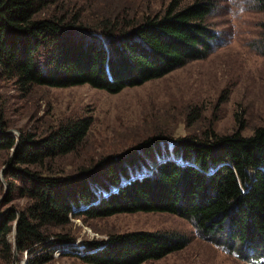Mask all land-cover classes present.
<instances>
[{
  "label": "trees",
  "instance_id": "1",
  "mask_svg": "<svg viewBox=\"0 0 264 264\" xmlns=\"http://www.w3.org/2000/svg\"><path fill=\"white\" fill-rule=\"evenodd\" d=\"M253 2L264 10V0ZM217 6L216 0H172L164 11L140 19L117 12L91 25L82 12L71 14L67 0H0V83L11 82L23 94L36 86L88 84L117 93L142 85L219 46L209 21ZM262 42L264 52V37ZM200 114L194 110L189 120ZM92 124L91 116H82L16 135L0 102V152H9L3 204L15 194L28 200L24 208L0 212V256L8 264L16 252H27L28 264L52 260L58 248L74 241L65 229L72 217L140 211L187 218L205 236L225 232L244 258L264 256V125L249 136L209 129L170 139L172 148L163 152L161 144L169 138L161 134L64 173L57 159L77 151ZM150 150L158 151L152 172L142 155ZM189 240L178 232L137 230L87 241L81 253L71 249L85 264H141L180 250Z\"/></svg>",
  "mask_w": 264,
  "mask_h": 264
},
{
  "label": "rangeland",
  "instance_id": "2",
  "mask_svg": "<svg viewBox=\"0 0 264 264\" xmlns=\"http://www.w3.org/2000/svg\"><path fill=\"white\" fill-rule=\"evenodd\" d=\"M171 1L67 0L72 15L80 11L84 22L94 25L104 15L117 12L140 19L146 13L164 11ZM192 1L182 0V3ZM216 1L218 6L209 21L218 33L219 46L206 58L190 61L142 85L117 93L88 84L36 86L23 94L13 83L1 82L0 102L10 130L16 135L20 129L47 131L61 121L91 116L93 124L83 145L57 159L64 173H74L103 156L124 152L161 134L169 138L161 144L162 152L172 148L170 139L201 135L209 129L220 135L253 134L264 125V52L261 50L264 10L257 9L253 0ZM194 110L201 114L197 120H189ZM239 119L243 120L242 127ZM142 155L149 159L151 166L147 168L153 171L151 167L158 159V151L150 150ZM8 157V151L0 152L1 213L8 207L24 208L28 202L15 194L12 202L3 204L8 192L3 175ZM65 229L74 237L72 244L80 242L74 246L79 253L84 251L87 241L100 242L113 233L170 231L189 237L184 248L141 264H264V256L240 255L238 247L229 245L225 232L205 236L193 221L169 212L140 211L94 219L72 217ZM53 231L64 233L57 228ZM10 241H16L14 231ZM66 247H60L52 260L43 264H85L73 255L74 249L65 252ZM28 259L27 252H16L13 264H28ZM0 264L8 262L0 256Z\"/></svg>",
  "mask_w": 264,
  "mask_h": 264
},
{
  "label": "water",
  "instance_id": "3",
  "mask_svg": "<svg viewBox=\"0 0 264 264\" xmlns=\"http://www.w3.org/2000/svg\"><path fill=\"white\" fill-rule=\"evenodd\" d=\"M151 172H152V171H151ZM141 176H143V175H141ZM132 179H134V177L131 178L130 180H132ZM130 180H128V181H130ZM17 227H18V221H16V223H15V227H14V238H15V239L17 238Z\"/></svg>",
  "mask_w": 264,
  "mask_h": 264
},
{
  "label": "built area",
  "instance_id": "4",
  "mask_svg": "<svg viewBox=\"0 0 264 264\" xmlns=\"http://www.w3.org/2000/svg\"><path fill=\"white\" fill-rule=\"evenodd\" d=\"M77 245H78V242H77V243H76V242H74L73 244H71V245H68V246L66 247V249H65V250H67V249H70V248H72V247H74V246H77ZM60 250H61V248H58L56 252H59Z\"/></svg>",
  "mask_w": 264,
  "mask_h": 264
},
{
  "label": "bare ground",
  "instance_id": "5",
  "mask_svg": "<svg viewBox=\"0 0 264 264\" xmlns=\"http://www.w3.org/2000/svg\"><path fill=\"white\" fill-rule=\"evenodd\" d=\"M80 242H78V244H79Z\"/></svg>",
  "mask_w": 264,
  "mask_h": 264
}]
</instances>
